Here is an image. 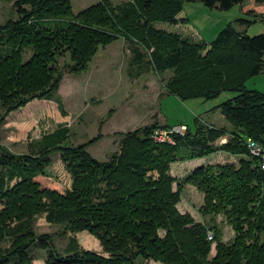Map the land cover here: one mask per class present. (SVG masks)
<instances>
[{
  "label": "trees",
  "instance_id": "trees-1",
  "mask_svg": "<svg viewBox=\"0 0 264 264\" xmlns=\"http://www.w3.org/2000/svg\"><path fill=\"white\" fill-rule=\"evenodd\" d=\"M185 1L192 0H99L73 15L70 0H15L16 17L0 25V130L11 112L33 100L54 97L62 111L57 91L63 70H87L98 48L121 37L143 48H132L131 66H141L148 55L153 71L172 72L168 95L203 102L223 92L234 96L217 106L230 130L195 118L193 130L180 124L186 131L163 143L154 141L159 127L153 123L123 134L118 151L103 162L87 151L98 137L71 146L65 144L66 127L43 136L38 154L12 155L0 145V264H32L30 250L36 247L46 252L44 264H264V171L246 148L251 139L264 149V93L244 86L262 70L264 33L248 36L228 25L206 44L155 28L183 22L177 17ZM196 1L223 11L241 2ZM225 136L229 140L217 145ZM217 151L246 158L236 165H202L180 179L170 175L172 163ZM52 152L71 176L63 194L34 181L46 175ZM186 185L202 193L199 213L210 224L177 209ZM41 214L49 224L92 235L106 256L73 243L57 254L50 237L33 231L34 217ZM219 215L233 231L229 242L215 224Z\"/></svg>",
  "mask_w": 264,
  "mask_h": 264
},
{
  "label": "rangeland",
  "instance_id": "rangeland-1",
  "mask_svg": "<svg viewBox=\"0 0 264 264\" xmlns=\"http://www.w3.org/2000/svg\"><path fill=\"white\" fill-rule=\"evenodd\" d=\"M70 1L72 13L75 15L99 0ZM128 1L131 0H110L113 5ZM14 2L15 0H0V25L16 17L12 7ZM178 18L183 19V22L176 25L156 23L155 28L167 33L181 34L189 41L206 44L215 40L218 33L228 25L234 31L246 33L248 36L264 33V21L261 20L264 19V3L258 0H241L226 11L208 8L196 0L185 1ZM240 21L246 24L241 25ZM133 47L143 49L135 42L121 37L105 48H98L87 70L76 75H70L63 70L62 81L57 91L62 111L58 110L54 97L50 100L29 102L5 118L0 130V145L12 155L38 154V146L43 136L52 134L60 127H66L68 136L65 144L71 146L84 144L98 137L96 142L89 145L87 151L93 158L103 162L118 151L123 134L153 123H157L159 128L156 129L166 124L172 126L183 124L193 130L194 120L198 118V124L231 129L217 106L233 97V92H223L217 98L206 102L199 99L179 100L168 95L165 89V84L172 77L171 71L160 73L153 71L148 65V55L141 66L130 65ZM62 61L63 59L59 60V69H62ZM139 68L142 73L136 74ZM244 86L248 90L264 93V64L258 75L244 81ZM228 140V136L222 137L217 145ZM233 157L234 155L230 153L217 151L205 157L204 162L208 163L206 165H215V162L224 164L232 163L234 160L233 164L236 165L239 159L246 158L239 155ZM49 159L50 162L45 169L46 175L37 174L34 181L40 188L63 194L70 188L71 176L61 162L59 153L52 152ZM180 163L170 165L173 174L177 167L187 165ZM191 187L193 186L186 185L180 197L184 204L186 199L194 202L193 213L196 216L203 195L195 187L193 190ZM190 191L195 193L196 201L190 196ZM198 215L201 222L210 224L209 216H202L200 213ZM215 224L220 230L222 241L229 242L233 237L231 227L220 215L215 218ZM32 228L35 235L50 237L54 250L59 255H63L69 244L73 243L78 250L83 249L106 256L92 235L84 231L70 232L62 225L49 224L43 214L34 217ZM1 245L3 248L8 246L7 243ZM214 246L213 242L210 256L214 255ZM46 256L43 249L36 247L30 250L32 264H44Z\"/></svg>",
  "mask_w": 264,
  "mask_h": 264
},
{
  "label": "crops",
  "instance_id": "crops-1",
  "mask_svg": "<svg viewBox=\"0 0 264 264\" xmlns=\"http://www.w3.org/2000/svg\"><path fill=\"white\" fill-rule=\"evenodd\" d=\"M135 48V47H133ZM139 73H142L141 71V68H139L138 70H136V74H139ZM153 121V120H152ZM165 125V123L163 124ZM103 139V138H102ZM235 157V156H234ZM233 157V158H234ZM235 161L233 160L232 163H234ZM187 163V165H183V166H180V167H177V170L175 171V174H173L172 172L173 171H170V175L172 177H175L177 179H180L182 178L183 176H185L186 174H188L189 172H191L193 169H195L196 167H199V166H202V165H206L208 163H205L204 162V158H201V159H194V160H189V161H185L184 163L181 162L180 164H185ZM215 164H220L218 162H215ZM171 169V168H170ZM175 185V184H174ZM185 187V186H184ZM183 187V188H184ZM192 190L195 189L194 187H191ZM174 190V189H173ZM183 190V189H182ZM182 192V191H181ZM181 196V195H180ZM190 196H192V198H194V200L196 201V195L193 191H190ZM203 201V200H202ZM194 203V202H193ZM193 203L190 202L189 200L186 199V204L183 203V199H181L180 197V201L179 203L177 204V209L179 210L180 213L184 214V213H188L196 222L198 223H204L205 222H201L200 218H198V214H199V208H198V213L196 212V216H195V213L194 212V209H193ZM198 215V216H197ZM207 220V219H206Z\"/></svg>",
  "mask_w": 264,
  "mask_h": 264
},
{
  "label": "built area",
  "instance_id": "built-area-1",
  "mask_svg": "<svg viewBox=\"0 0 264 264\" xmlns=\"http://www.w3.org/2000/svg\"><path fill=\"white\" fill-rule=\"evenodd\" d=\"M185 131H186V127L183 125L173 127L172 129L169 130L156 129L152 137L156 142L172 143L173 133L183 134ZM246 148L251 156L257 157L259 159L260 168L264 171V149L259 144L253 142L251 139H247ZM207 240L209 241L213 240L211 233L207 234Z\"/></svg>",
  "mask_w": 264,
  "mask_h": 264
}]
</instances>
